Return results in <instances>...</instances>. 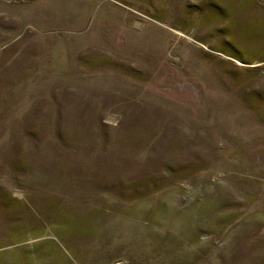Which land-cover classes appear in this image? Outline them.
Wrapping results in <instances>:
<instances>
[{"label":"rangeland","instance_id":"rangeland-1","mask_svg":"<svg viewBox=\"0 0 264 264\" xmlns=\"http://www.w3.org/2000/svg\"><path fill=\"white\" fill-rule=\"evenodd\" d=\"M0 264H264V0H0Z\"/></svg>","mask_w":264,"mask_h":264}]
</instances>
